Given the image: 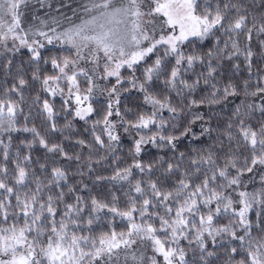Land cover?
Listing matches in <instances>:
<instances>
[{"label":"snow or ice","instance_id":"1","mask_svg":"<svg viewBox=\"0 0 264 264\" xmlns=\"http://www.w3.org/2000/svg\"><path fill=\"white\" fill-rule=\"evenodd\" d=\"M0 74V264H264V0H0Z\"/></svg>","mask_w":264,"mask_h":264},{"label":"rangeland","instance_id":"2","mask_svg":"<svg viewBox=\"0 0 264 264\" xmlns=\"http://www.w3.org/2000/svg\"><path fill=\"white\" fill-rule=\"evenodd\" d=\"M35 2V0H33V3ZM70 0H64L65 4H69ZM74 7V5H72ZM53 7L55 8V4L53 5ZM36 10L39 12L41 10L38 9V7L36 8ZM43 11H47V9L45 8ZM66 14H70V13H66Z\"/></svg>","mask_w":264,"mask_h":264},{"label":"trees","instance_id":"3","mask_svg":"<svg viewBox=\"0 0 264 264\" xmlns=\"http://www.w3.org/2000/svg\"><path fill=\"white\" fill-rule=\"evenodd\" d=\"M245 73L244 72H241V75H244ZM3 79V76H2V74H0V80H2Z\"/></svg>","mask_w":264,"mask_h":264}]
</instances>
